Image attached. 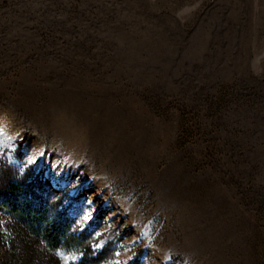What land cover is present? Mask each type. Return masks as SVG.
Returning <instances> with one entry per match:
<instances>
[{
  "label": "rangeland",
  "instance_id": "374dc122",
  "mask_svg": "<svg viewBox=\"0 0 264 264\" xmlns=\"http://www.w3.org/2000/svg\"><path fill=\"white\" fill-rule=\"evenodd\" d=\"M16 181L96 264H264V0H0ZM45 250L0 205V264Z\"/></svg>",
  "mask_w": 264,
  "mask_h": 264
},
{
  "label": "trees",
  "instance_id": "16d2710c",
  "mask_svg": "<svg viewBox=\"0 0 264 264\" xmlns=\"http://www.w3.org/2000/svg\"><path fill=\"white\" fill-rule=\"evenodd\" d=\"M18 184L16 181L9 185L6 183L1 185L5 186L7 192L5 194L9 197L2 200L1 194L4 189L0 188V205H4L29 234L44 244L46 250L42 253L39 264H60L54 257L62 251L70 254V259L65 264H96L98 259L91 251L85 235L71 232L67 223L65 225L64 221L60 222L50 217L43 198L17 190L15 185ZM31 256V253L26 251L21 255L24 259Z\"/></svg>",
  "mask_w": 264,
  "mask_h": 264
}]
</instances>
